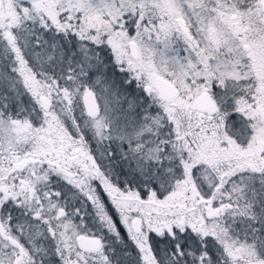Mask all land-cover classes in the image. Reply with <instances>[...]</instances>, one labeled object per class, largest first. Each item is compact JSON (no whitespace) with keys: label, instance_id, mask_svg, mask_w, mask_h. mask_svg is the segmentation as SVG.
I'll use <instances>...</instances> for the list:
<instances>
[{"label":"snow or ice","instance_id":"obj_1","mask_svg":"<svg viewBox=\"0 0 264 264\" xmlns=\"http://www.w3.org/2000/svg\"><path fill=\"white\" fill-rule=\"evenodd\" d=\"M0 264H264V0H0Z\"/></svg>","mask_w":264,"mask_h":264}]
</instances>
